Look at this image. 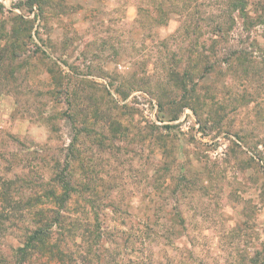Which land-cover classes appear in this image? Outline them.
<instances>
[{
  "label": "rangeland",
  "instance_id": "374dc122",
  "mask_svg": "<svg viewBox=\"0 0 264 264\" xmlns=\"http://www.w3.org/2000/svg\"><path fill=\"white\" fill-rule=\"evenodd\" d=\"M41 4L0 0V181L14 199L69 162L76 206L108 241L93 264H264V31L245 21L264 0ZM167 65L199 68L181 80Z\"/></svg>",
  "mask_w": 264,
  "mask_h": 264
},
{
  "label": "trees",
  "instance_id": "16d2710c",
  "mask_svg": "<svg viewBox=\"0 0 264 264\" xmlns=\"http://www.w3.org/2000/svg\"><path fill=\"white\" fill-rule=\"evenodd\" d=\"M26 4L39 6L38 14L43 12L41 0H26ZM238 8L244 10V3L242 2V6ZM229 19L231 20L232 17ZM248 19L253 20L252 23L255 22L256 26H262V31H264V8L256 14L255 18L248 16L245 21L247 22ZM21 20L24 23L28 22L22 17ZM223 25L224 22L216 24L212 36L209 37L210 46H215L210 54L212 56H218L217 51L220 46H224L227 40ZM260 35L264 39V33ZM256 44L258 45L257 40ZM256 49L264 51V43L262 46H256ZM198 54L203 59L210 57L201 52ZM229 54L233 55V53ZM231 57L238 59L241 65L252 63V55L243 49L238 50L236 55ZM258 57L264 59V52ZM197 67L198 65H195L191 70L179 65H167L164 69L171 79L179 76L183 80L185 77H192L193 70L198 71L199 67ZM212 68L213 65L207 61L199 69L201 75H204L205 71H211ZM68 163L66 162L63 168H59L46 185L41 186L43 187L41 192L23 199L26 200L22 203L23 207L20 205L21 199H14L15 195L9 191L13 180L0 181V234L10 229L18 230L21 234L18 245L0 247V264H33L34 262L39 264H93L99 247L106 249L105 244L108 241L102 236L104 233L102 226L99 222L95 224L83 218L81 216L83 211L81 212L80 207L76 206L82 197L83 183L70 171ZM92 182L93 180L88 178V182L86 181L84 185L92 184ZM84 200L89 201L88 198ZM93 211L94 208L91 205L87 213H93ZM16 212H19L18 216L21 217L18 223L14 222ZM97 216L95 212L93 219ZM4 249L5 251H2Z\"/></svg>",
  "mask_w": 264,
  "mask_h": 264
}]
</instances>
